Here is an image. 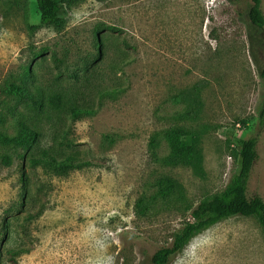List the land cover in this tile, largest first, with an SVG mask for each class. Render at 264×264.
I'll list each match as a JSON object with an SVG mask.
<instances>
[{
	"label": "rangeland",
	"instance_id": "rangeland-1",
	"mask_svg": "<svg viewBox=\"0 0 264 264\" xmlns=\"http://www.w3.org/2000/svg\"><path fill=\"white\" fill-rule=\"evenodd\" d=\"M250 4L65 0L60 21L44 24L35 0H4L0 264H151L237 171L238 138L257 140L247 194L264 200V44ZM71 108L87 112L73 121ZM18 121L35 143L4 141ZM190 140L197 166L172 155ZM44 150L90 165H31ZM169 264H264V230L229 217Z\"/></svg>",
	"mask_w": 264,
	"mask_h": 264
},
{
	"label": "trees",
	"instance_id": "trees-1",
	"mask_svg": "<svg viewBox=\"0 0 264 264\" xmlns=\"http://www.w3.org/2000/svg\"><path fill=\"white\" fill-rule=\"evenodd\" d=\"M3 2L4 0H0V10ZM35 2L41 23L49 24L60 21L65 0H35ZM238 13L241 14L240 11ZM246 16L247 23L260 31L264 44V14L261 10V0H251ZM248 38L250 44H252V36L248 35ZM258 75L264 78V63L261 67H258ZM59 101V96H54L51 99V103L54 105H59ZM82 112L87 111L81 108H71L72 120H76ZM259 118L260 123L264 125V100ZM37 137L38 133L34 129L25 122L18 121L17 133L10 137L5 136L3 139L7 143L25 147L35 143ZM192 141H182L174 147L173 158L197 166L200 154ZM256 143L255 137L238 138L235 141L238 161L237 171L230 176L222 190L202 198L191 209V221L185 222L169 245L158 247L153 252L150 258L151 264H169L171 259L185 247L194 235L232 216L256 218L264 230V200L259 195L249 196L247 194L248 179L253 163L257 158ZM30 164H46L58 173H65L74 167L90 165V162H74V158L71 156L59 160L44 150L40 156L32 157Z\"/></svg>",
	"mask_w": 264,
	"mask_h": 264
},
{
	"label": "built area",
	"instance_id": "built-area-1",
	"mask_svg": "<svg viewBox=\"0 0 264 264\" xmlns=\"http://www.w3.org/2000/svg\"><path fill=\"white\" fill-rule=\"evenodd\" d=\"M237 126L239 127V124H237Z\"/></svg>",
	"mask_w": 264,
	"mask_h": 264
}]
</instances>
